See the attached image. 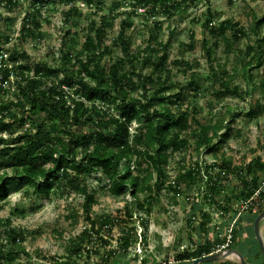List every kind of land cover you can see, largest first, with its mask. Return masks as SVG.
<instances>
[{
    "label": "rangeland",
    "instance_id": "1",
    "mask_svg": "<svg viewBox=\"0 0 264 264\" xmlns=\"http://www.w3.org/2000/svg\"><path fill=\"white\" fill-rule=\"evenodd\" d=\"M30 1L33 0H21L19 6L11 11L0 0V30L11 38L10 44L4 46L5 50L16 48L25 51L31 67L38 63L56 65L62 49L71 51L73 55L79 54L92 21L100 24L103 17H109L112 26L107 32V45L112 47L113 54L105 57V62H113L124 57L123 51L114 46L113 41L121 31L122 22H129L132 25L126 34L132 39V54L140 61L146 56L149 45L157 47L163 44L168 47L169 80L177 86L175 92L185 88L182 109L189 110L192 128H197L195 122L199 119L203 126L221 125L222 132L230 129V135L219 152L209 154L206 149L198 151L196 139L187 132L190 146L170 156L168 164L162 167V179L166 176V184L169 185L176 182L180 174H187L193 169L199 168L200 174L183 182L179 194L153 190L151 210H138L136 199L129 194H112L109 181L100 169L88 175L81 165L71 168L70 178L53 187L48 200L41 199L30 188L11 187L7 203L0 211V234L8 228L21 229L26 233L24 251L17 250L13 264H181L175 263L179 253L195 249L207 239V235L201 236L198 231L205 221L204 213L210 214L206 232L209 230L215 241L217 236L219 238L214 252L230 249L229 240L225 242L224 238H229L234 227V220L238 217L235 212H241L242 206H245L244 201L239 202L234 193L241 181L237 172L245 170L255 158L264 159V65L251 69L250 73L245 69L252 56L248 47L255 46L257 41L254 20L264 16V0H198L195 3L177 0L183 4L173 10L171 16L166 13L154 15L149 9H134L129 0H94L92 4L88 0H76L81 14L76 28L65 21L64 13L70 7L69 1L45 0L48 4L43 5L40 20L42 39L29 36L22 40L20 30L23 19L33 10ZM114 3L119 7L111 11ZM226 20L244 28L246 35L239 42H235L231 31L219 38L211 33L210 24L217 27ZM69 30L74 34L65 39ZM260 34L262 38L264 27ZM223 37L229 39V45ZM208 50L213 53L212 59ZM161 55H155L153 60ZM175 60L191 62L193 67L191 70L176 67L172 64ZM211 63L220 74V80H231L230 92L224 94L222 82L214 76ZM127 67L130 70V66ZM138 68L139 72L143 66ZM223 70L226 74L222 73ZM150 71L151 67L145 68V73ZM14 90L15 87L8 98H15ZM134 96H142V92H135ZM252 110H255V117L251 115ZM13 112L19 110L13 108ZM114 113L118 114L117 111ZM136 126L137 123L133 124L134 128ZM16 128L18 135L22 129ZM79 159L80 156L77 162ZM223 161L228 164V169L221 166ZM214 165L216 168L209 171ZM140 169L144 170L146 166H140ZM134 171L137 174L138 171ZM208 171L220 182L221 189L216 199L223 204L226 197H231L234 213L222 214L216 204L204 201L210 178ZM146 174L143 172L140 176ZM156 179L155 173L150 181L153 189ZM84 186H89L90 193L95 196L91 218L110 217L112 221L108 227L94 233L93 239L87 233L91 225L83 209ZM148 196L140 194L139 198L144 200ZM247 203L252 204L254 212L261 208V212L264 211V200ZM261 232L264 238V222ZM127 235L134 239L128 251V260L121 259L119 255L111 257L110 252H123L121 238ZM251 237L249 234L240 236V245L249 250L251 246L247 239H251V245L256 246ZM81 239L85 240L86 248L77 252ZM2 245L6 242L0 236V247ZM6 250L10 252L12 248L7 246ZM228 261L240 264L237 258Z\"/></svg>",
    "mask_w": 264,
    "mask_h": 264
},
{
    "label": "trees",
    "instance_id": "2",
    "mask_svg": "<svg viewBox=\"0 0 264 264\" xmlns=\"http://www.w3.org/2000/svg\"><path fill=\"white\" fill-rule=\"evenodd\" d=\"M20 1L2 0L11 11L19 6ZM67 1L70 7L64 13L65 21L76 28L81 14L76 0ZM196 1L198 0H182L183 3ZM93 2L94 0H88L89 4ZM129 2L134 9H149L154 15L166 13L169 16L183 4L177 0ZM30 3L33 10L23 19L21 37L22 40L29 36L41 40V9L48 2L33 0ZM113 5L111 11L114 7H119V4ZM1 18L0 15V20ZM122 24L113 45L123 51V58L105 62V57L113 54L112 47L107 45V32L112 22L109 17H103L100 24L93 21L89 24V35L83 40L79 54L73 55L71 51L62 49L58 64L38 63L33 67L28 64L29 56L25 51L16 48L4 49L5 45L10 44L11 38L0 30V211L7 203L11 187L30 188L38 197L48 200L52 196L53 187L63 180H68L70 169L78 165L86 168L88 175L100 169L109 181L112 194H129L136 199L138 210H151L154 201L151 196L153 190L179 194L183 182L200 174L199 168L193 169L187 174H180L176 182L169 185L166 184V176L162 179V167L168 164L170 156L181 153L190 146L187 132L196 139L197 150L206 149L209 154L219 152L228 140L230 129L222 132L221 125L203 126L200 120L196 119L197 128H192L189 110L182 109L185 88L181 87L175 92L177 86L169 80L171 71L168 65V47L163 44H158L157 47L149 45L146 56L140 61L139 57L132 54V39L126 34L132 24L125 21ZM210 26L215 38L225 36L231 31L237 43L246 35L244 28H238V24L228 20L220 26ZM263 27L264 16L254 20L253 28L257 41L255 46L248 47L252 56L245 69H248L249 73L251 69L264 65V36L261 38L260 34ZM73 34L72 30L66 31L65 39ZM223 39L229 45V39ZM207 53L212 59L213 53L210 50ZM155 55L161 57L153 60ZM81 56H85V60ZM172 64L186 70L193 67V63L185 60H175ZM127 65L130 70H127ZM140 65L143 69L138 72ZM148 66L151 71L145 73ZM210 67L214 76L219 78L220 74L213 63ZM222 73L226 74V71L223 70ZM132 76L136 79L132 80ZM220 81L224 94L230 92L231 80ZM13 87L15 98L10 99L8 94ZM135 92H142V96H134ZM13 108L19 112H13ZM195 112L198 114L197 110ZM251 115L256 116L255 110L251 111ZM135 123L137 126L134 128ZM16 127L22 129L18 135ZM143 165L146 166L144 170L140 169ZM221 166L229 168L225 161ZM215 168L216 165L210 166L209 171ZM209 171V185L204 201L206 204H216L222 214L234 213L231 197H226V203L223 204L216 199L221 189L220 182L212 177ZM143 172L148 174L140 176ZM155 173L157 184L153 189L150 181ZM237 175L241 181L240 187H237V192L234 193L239 202L264 200V159L251 160L245 170L237 172ZM82 193L85 196L83 209L86 212V220L91 225V230L87 233L88 237L93 239L94 233L97 234L99 230L108 227L112 221L110 217L92 219L90 214L95 196L90 193L89 186H84ZM140 194L149 196L142 200L139 198ZM259 211L254 212L252 205L241 212L236 211L235 216L238 214V217L234 220L236 222L229 235L230 240L224 238L225 242L230 241L228 247L241 252L250 264H264L262 250L253 230ZM129 216L132 217L131 214ZM203 217L205 221L198 231L201 236L207 235L205 243L179 253L175 263H192L193 260L214 252L215 242H218L219 238L217 236L215 241L210 231L206 232L210 214L204 213ZM193 231L196 232L197 229L194 228ZM245 234L251 235L256 245L252 246L251 239H247L248 245L251 246L249 250L239 243L240 236ZM0 236L6 242V245L0 247V264H13L17 250L24 251L26 233L21 229L8 228ZM121 241L123 252H110V256L119 255L121 259L128 260V251L134 239L127 235L121 238ZM85 245V240L81 239L76 251L85 249ZM7 246L12 248L10 252L6 250ZM205 264L232 263L224 260Z\"/></svg>",
    "mask_w": 264,
    "mask_h": 264
},
{
    "label": "water",
    "instance_id": "3",
    "mask_svg": "<svg viewBox=\"0 0 264 264\" xmlns=\"http://www.w3.org/2000/svg\"><path fill=\"white\" fill-rule=\"evenodd\" d=\"M264 222V211L258 214L254 221L253 225V230H254V235L255 239L257 240L261 250H262V255L264 258V238L261 232V225ZM231 258H237L240 262V264H250L246 257L239 252L236 249H227V250H222L218 252H212L209 255L203 256L201 258L195 259L192 261V264H205L209 262H220L224 260H230Z\"/></svg>",
    "mask_w": 264,
    "mask_h": 264
},
{
    "label": "built area",
    "instance_id": "4",
    "mask_svg": "<svg viewBox=\"0 0 264 264\" xmlns=\"http://www.w3.org/2000/svg\"><path fill=\"white\" fill-rule=\"evenodd\" d=\"M0 66H2V59H0ZM245 204V206H242V210L241 211H243V210H245V209H247L250 205H248V203L246 202V203H244ZM252 205V204H251ZM229 240H230V236H229ZM230 242V241H229ZM229 245V244H228ZM218 252V251H217Z\"/></svg>",
    "mask_w": 264,
    "mask_h": 264
},
{
    "label": "crops",
    "instance_id": "5",
    "mask_svg": "<svg viewBox=\"0 0 264 264\" xmlns=\"http://www.w3.org/2000/svg\"><path fill=\"white\" fill-rule=\"evenodd\" d=\"M181 264H192V263H181Z\"/></svg>",
    "mask_w": 264,
    "mask_h": 264
}]
</instances>
